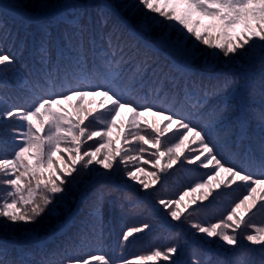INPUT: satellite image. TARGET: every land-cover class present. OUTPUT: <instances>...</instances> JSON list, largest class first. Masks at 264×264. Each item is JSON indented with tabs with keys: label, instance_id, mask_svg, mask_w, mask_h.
Masks as SVG:
<instances>
[{
	"label": "snow or ice",
	"instance_id": "snow-or-ice-1",
	"mask_svg": "<svg viewBox=\"0 0 264 264\" xmlns=\"http://www.w3.org/2000/svg\"><path fill=\"white\" fill-rule=\"evenodd\" d=\"M29 7L23 0L0 3V34L14 42V50L0 43V90L7 94L25 75L31 80L23 94L0 99V264H251L244 258L250 252L245 242L264 252V225L252 222L264 211V106L252 113L258 152L241 155L237 141L247 136V117H237V131L230 124L234 110L209 101L240 96L249 87L247 70L239 78L222 77L212 72L217 61L254 65L259 51L264 70V0H100L82 6L34 0L31 7L75 31L61 47L45 28L36 48L38 66L24 69L21 48L27 40L10 32L3 17L26 16ZM84 33L99 36L89 41L91 64ZM77 38L79 47L73 44ZM52 46L59 51L55 66ZM160 50L174 54L171 64L149 55ZM132 66L136 71L129 76ZM260 95L264 100V83ZM181 98L194 100L195 111L164 106ZM185 164L206 174L165 198L156 186ZM234 186L244 194L221 218H197L200 208ZM108 198L140 217L123 229L122 248L152 231L157 217L168 243L133 258L83 254L101 239L102 227L89 217L99 219ZM62 206L67 215L56 225L62 238L50 247L39 229ZM77 215L84 219L72 231Z\"/></svg>",
	"mask_w": 264,
	"mask_h": 264
},
{
	"label": "rangeland",
	"instance_id": "rangeland-1",
	"mask_svg": "<svg viewBox=\"0 0 264 264\" xmlns=\"http://www.w3.org/2000/svg\"><path fill=\"white\" fill-rule=\"evenodd\" d=\"M15 0H0V3H13ZM24 3L30 5L28 8V15L26 16H15L12 13H8L4 15L3 19L7 24V28L12 33H17L20 40H27V46L22 47L21 51L23 53V61L22 67L24 69H28L34 66H38L36 64V60L38 59V55L36 54V48L39 46L40 41H36V37L39 34L44 35V29L47 28L50 35L52 33V37L56 39L59 35L61 36L60 29L62 30L63 37H65L66 32H74L75 29L68 24L67 22H59L54 15H46L40 18L39 20H35L33 15L38 13L39 11L31 7L34 0H23ZM69 3H73L76 5H86L94 2H100V0H67ZM112 2L118 3L119 0H112ZM70 11H75L72 9ZM81 12L84 11L83 8L80 9ZM91 11V9H89ZM71 17V16H70ZM69 19V18H68ZM72 19V17H71ZM47 20V21H46ZM70 20V19H69ZM65 25H68L65 26ZM62 24V25H61ZM23 27L25 29L23 30ZM62 27V28H61ZM60 28V29H59ZM43 29V30H42ZM59 29L57 32H55ZM23 31V32H22ZM160 31V29H155L150 36L147 37L148 40H152L155 35ZM21 32V33H20ZM177 33L175 31H171V37L175 39L177 37ZM91 38H95V34L88 33V41H82L83 50L88 53V63L91 64L93 61V57L91 56V45L89 43ZM78 40V41H76ZM97 40H99L97 38ZM126 40L131 43L134 38L131 36H126ZM0 43H6L10 49L14 50L13 47V39L11 37L5 38L2 34H0ZM55 43L59 44V41H55ZM81 41L79 38L73 41V44L79 47ZM141 51H146L144 47V43L142 40L136 41ZM191 42H189L190 44ZM61 47H64L65 44L61 43ZM16 45L19 46V40L16 41ZM164 50L159 52H155V58L158 59L160 63L163 64H171L175 59L174 54L168 53L169 56L164 55ZM59 51L55 46L50 47L49 50V59L50 63L55 66L58 60ZM199 64L200 61H197ZM54 70V68H53ZM203 70V68H202ZM247 70V78L249 82V87L246 92H244L240 96H231V95H221L218 97H213L210 99L209 103L224 106L228 105L234 110V115L231 118L230 124L235 130H239V122L237 117L239 116L240 109H245L246 114H249V124L247 136L241 138L237 143L240 145L239 151L240 154L242 152L245 153L244 147L248 141H253L254 149H258L256 144V136L259 132L257 122L253 119L252 113L256 111V106H264V100L260 95L261 91V83H264V70H262L260 61H259V51H257V59L255 64L253 65L250 61H233V62H224L217 61L216 64L212 67L213 73H218L222 77L228 78H239L242 74ZM136 69L134 66L129 67L127 72L128 75L131 76L135 73ZM31 87V80L28 79L27 75H25L23 80H18L15 84L9 85V91L5 94L4 91L0 90V99H8V96H15L17 94H23L27 91L28 88ZM195 101H188L185 104V109H191L192 104ZM175 104H178L171 99L164 102L165 107H174ZM184 107V105H183ZM242 107V108H241ZM259 111V110H257ZM95 126V125H93ZM167 139V138H165ZM235 139V137H234ZM92 142L90 141L89 144ZM251 143V142H250ZM3 145H0V148H3ZM6 155H11L10 147L5 151ZM150 156V153H146V158ZM239 163V160L237 161ZM148 170H152L151 166H148ZM206 174V170L198 168L196 165H177L174 166L173 169L169 170L165 174V178H163L156 187L160 188L161 194L165 198H174L179 192H181L185 187L189 186L197 179L203 177ZM118 182V181H116ZM162 185V187H161ZM242 194H244L243 187L237 188L233 187V189L227 191H221V194L216 197V199L208 205L206 208H200L198 212V219L208 220L210 222H214L215 219H219L225 213L226 209H228L231 204L237 200ZM77 200H79V193L76 192L73 194ZM3 198V186H0V200ZM111 198L106 199L104 205L101 208V215L99 219L94 217H89L90 223H94L100 225L102 227V236L98 243H93L90 248H86L83 254H87L89 252L93 254H105L110 259H119V258H133L137 255H147L153 250L155 247L164 246L168 243L169 235L168 230L163 223V221L157 217L155 222V227L152 231L144 232L138 234L135 238L131 239V242L128 243L123 248L120 244V237L122 231L127 226H132L139 223L140 217L135 214H128L121 211L118 203H110L109 200ZM151 202H149L150 204ZM71 208L75 210L76 204H71ZM67 213L64 210L63 206L60 209L58 215H54L49 217L44 221V224L40 227V234L43 232L50 231L53 228H56V225L59 221H63L66 217ZM111 215H113L111 217ZM147 215V213L145 214ZM153 216L156 214L153 212ZM84 219L83 215H77L76 220L74 222V226L72 231L75 230V227L79 226L80 221ZM252 222L257 225H264V211H257L255 215L252 217ZM109 231V235H108ZM24 234L21 232V235ZM108 236V237H107ZM60 237V232H57L54 235V238L49 242L50 247H55L57 242V238ZM62 238V237H60ZM245 245L250 249V252L244 258L247 261H250L251 264H264V252H261L260 246L257 245H248L245 242ZM234 255H239V252H235ZM55 258V257H53ZM231 258V257H230Z\"/></svg>",
	"mask_w": 264,
	"mask_h": 264
},
{
	"label": "trees",
	"instance_id": "trees-1",
	"mask_svg": "<svg viewBox=\"0 0 264 264\" xmlns=\"http://www.w3.org/2000/svg\"><path fill=\"white\" fill-rule=\"evenodd\" d=\"M59 22H61V21H59ZM64 24V23H63ZM62 25V24H61ZM65 25V24H64ZM65 26H67L68 27V25H65ZM62 28V27H61ZM25 29V27H23V30ZM43 30V29H42ZM44 31V30H43ZM23 32V31H22ZM60 32H61V35H62V38H63V40H64V37H63V33H62V30L60 29ZM21 33V32H20ZM69 32H66V34H68ZM43 35L42 34H39L36 38V41H40L41 40V37H42ZM51 36H52V33H51ZM95 37H96V39L98 38L99 39V36H98V34H95ZM125 39H126V36H125ZM75 41V40H74ZM76 41H78V40H76ZM79 41H81L80 39H79ZM82 41H88V33H84L83 34V37H82ZM149 55H152V56H155V52H149ZM261 84L263 83V82H260ZM260 93V92H259ZM194 101V100H193ZM188 101H184L183 100V98H181L180 99V101H178L177 103L178 104H175V108H177V109H179V108H181V107H183V105H184V108H185V104L187 103ZM256 111L257 110H260L261 109V107L260 106H256ZM248 116H249V114H248ZM108 237V236H107Z\"/></svg>",
	"mask_w": 264,
	"mask_h": 264
},
{
	"label": "bare ground",
	"instance_id": "bare-ground-1",
	"mask_svg": "<svg viewBox=\"0 0 264 264\" xmlns=\"http://www.w3.org/2000/svg\"><path fill=\"white\" fill-rule=\"evenodd\" d=\"M70 19V18H69Z\"/></svg>",
	"mask_w": 264,
	"mask_h": 264
}]
</instances>
